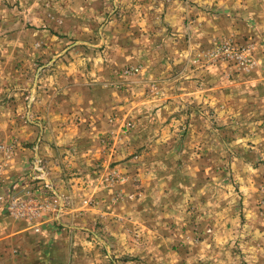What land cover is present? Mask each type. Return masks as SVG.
I'll use <instances>...</instances> for the list:
<instances>
[{
	"label": "rangeland",
	"instance_id": "1",
	"mask_svg": "<svg viewBox=\"0 0 264 264\" xmlns=\"http://www.w3.org/2000/svg\"><path fill=\"white\" fill-rule=\"evenodd\" d=\"M13 193L52 264H264V0H0Z\"/></svg>",
	"mask_w": 264,
	"mask_h": 264
},
{
	"label": "crops",
	"instance_id": "2",
	"mask_svg": "<svg viewBox=\"0 0 264 264\" xmlns=\"http://www.w3.org/2000/svg\"><path fill=\"white\" fill-rule=\"evenodd\" d=\"M7 181V183H9ZM72 209L67 212H71ZM76 213H70L71 218ZM65 225L61 228V225ZM68 224L51 221V218L42 223L41 230H36L28 221L14 219L0 212V264H52L51 250L55 251L62 245L66 238ZM66 229V230H64ZM20 250L19 255H14L13 249ZM3 254L4 256H1ZM58 264V261H55Z\"/></svg>",
	"mask_w": 264,
	"mask_h": 264
},
{
	"label": "built area",
	"instance_id": "3",
	"mask_svg": "<svg viewBox=\"0 0 264 264\" xmlns=\"http://www.w3.org/2000/svg\"><path fill=\"white\" fill-rule=\"evenodd\" d=\"M29 204L32 203L23 201L21 198H16V193L0 194V210L4 209L8 211L15 218L16 216L34 218L39 215V209L37 207H30Z\"/></svg>",
	"mask_w": 264,
	"mask_h": 264
}]
</instances>
